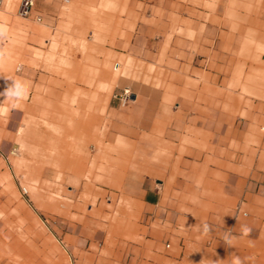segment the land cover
Returning <instances> with one entry per match:
<instances>
[{"label":"rangeland","instance_id":"rangeland-1","mask_svg":"<svg viewBox=\"0 0 264 264\" xmlns=\"http://www.w3.org/2000/svg\"><path fill=\"white\" fill-rule=\"evenodd\" d=\"M197 2L34 0L24 17L0 0V264H264V226L245 233L264 208V116L242 136L211 126L220 106L241 129L264 77L191 78L176 47ZM106 58L129 75H105ZM149 182L168 184L152 206ZM121 213L130 228L109 229Z\"/></svg>","mask_w":264,"mask_h":264},{"label":"crops","instance_id":"crops-1","mask_svg":"<svg viewBox=\"0 0 264 264\" xmlns=\"http://www.w3.org/2000/svg\"><path fill=\"white\" fill-rule=\"evenodd\" d=\"M191 8L194 37L190 41L183 40L176 49L181 53L180 62L190 64L192 79L195 78V74L199 73V70L209 73L210 78L217 81L231 80L237 77L255 78L257 80L264 77V0H198L196 5L191 6ZM145 27L143 25V30ZM84 44L85 42L82 40L81 45ZM147 55L144 51L142 59L145 60ZM101 72L112 79L129 75L128 67L121 66L120 60L113 61L109 58H106ZM159 72L156 73L157 84H161ZM143 88L147 89L146 87ZM50 90L52 92L57 91L56 88H50ZM149 91H151V96L146 104L148 107L146 115L138 122L136 127L126 129L127 132L133 135H137L140 130H147L152 121L150 116L156 109L159 92L157 90ZM228 91L232 92L229 89ZM212 110L216 112L217 116L215 117L218 120L214 121L211 126L224 128L225 135H229V137L237 134L242 136L243 132L254 126L255 118L264 116V101H254V107L250 111L253 112L249 113L248 118L241 120L243 126L239 130L231 124V118L228 120L220 118V106L214 107ZM215 117H213V120ZM84 118L90 124L103 122L102 117L95 115H88ZM105 133H107L105 130L100 132L102 136ZM141 151L143 161L142 163L137 162V165L140 166L142 164L146 168V156L149 150L146 147H142ZM67 159L68 164H72V158L68 157ZM160 169L157 168L154 173L164 177L165 173ZM127 176V178H130L134 177L135 174ZM64 177L66 175L63 173L59 174L60 179ZM28 187L31 191H37L33 183H30ZM167 189L168 184L164 182H159L158 186L149 182L142 186L141 194L147 206H152L162 200L163 191ZM23 190L27 191V188ZM101 206L94 207L93 211L101 213ZM184 208L191 212L194 211V208L190 206H185ZM252 212H256L258 218L252 228H245V233L251 237H256L264 226V208L252 209ZM122 213L118 218L114 217L109 222V229L112 230L117 227L119 230H126L130 228V222L126 219L125 214ZM11 249L15 250L16 253L17 245L13 244ZM21 253L22 248L18 249V254Z\"/></svg>","mask_w":264,"mask_h":264},{"label":"built area","instance_id":"built-area-1","mask_svg":"<svg viewBox=\"0 0 264 264\" xmlns=\"http://www.w3.org/2000/svg\"><path fill=\"white\" fill-rule=\"evenodd\" d=\"M34 0H20L19 14L24 17H29L34 12ZM38 16V15H37ZM123 97L122 100H124Z\"/></svg>","mask_w":264,"mask_h":264},{"label":"clouds","instance_id":"clouds-1","mask_svg":"<svg viewBox=\"0 0 264 264\" xmlns=\"http://www.w3.org/2000/svg\"><path fill=\"white\" fill-rule=\"evenodd\" d=\"M237 264H239V262L237 261Z\"/></svg>","mask_w":264,"mask_h":264}]
</instances>
